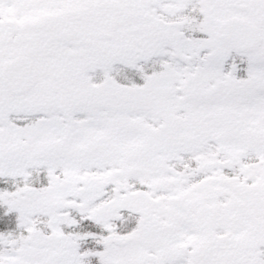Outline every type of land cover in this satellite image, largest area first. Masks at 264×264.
<instances>
[{
  "label": "snow or ice",
  "instance_id": "snow-or-ice-1",
  "mask_svg": "<svg viewBox=\"0 0 264 264\" xmlns=\"http://www.w3.org/2000/svg\"><path fill=\"white\" fill-rule=\"evenodd\" d=\"M0 264H264V0H0Z\"/></svg>",
  "mask_w": 264,
  "mask_h": 264
}]
</instances>
